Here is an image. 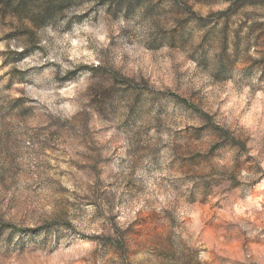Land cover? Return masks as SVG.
Returning <instances> with one entry per match:
<instances>
[{
    "label": "rangeland",
    "instance_id": "1",
    "mask_svg": "<svg viewBox=\"0 0 264 264\" xmlns=\"http://www.w3.org/2000/svg\"><path fill=\"white\" fill-rule=\"evenodd\" d=\"M37 1L0 3V264H264V0Z\"/></svg>",
    "mask_w": 264,
    "mask_h": 264
},
{
    "label": "trees",
    "instance_id": "2",
    "mask_svg": "<svg viewBox=\"0 0 264 264\" xmlns=\"http://www.w3.org/2000/svg\"><path fill=\"white\" fill-rule=\"evenodd\" d=\"M0 3L6 11L8 10V13L11 16H17L21 19H25L33 25L36 23L34 19L35 17L40 21H44L47 18H51L59 7L57 2L52 1L48 3L46 2L44 5H41V3L37 0H0ZM172 96L175 97L177 102L185 107L195 109V106L191 104L188 105L187 101L181 99L179 96L175 94Z\"/></svg>",
    "mask_w": 264,
    "mask_h": 264
}]
</instances>
